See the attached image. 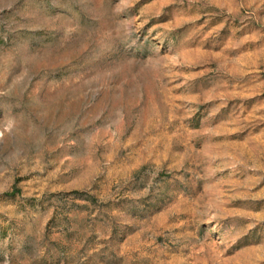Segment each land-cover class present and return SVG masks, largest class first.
<instances>
[{
	"label": "rangeland",
	"instance_id": "rangeland-1",
	"mask_svg": "<svg viewBox=\"0 0 264 264\" xmlns=\"http://www.w3.org/2000/svg\"><path fill=\"white\" fill-rule=\"evenodd\" d=\"M0 264H264V0H0Z\"/></svg>",
	"mask_w": 264,
	"mask_h": 264
}]
</instances>
